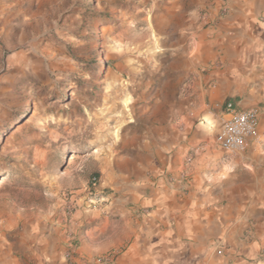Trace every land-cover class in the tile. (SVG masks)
Here are the masks:
<instances>
[{
	"label": "rangeland",
	"instance_id": "obj_1",
	"mask_svg": "<svg viewBox=\"0 0 264 264\" xmlns=\"http://www.w3.org/2000/svg\"><path fill=\"white\" fill-rule=\"evenodd\" d=\"M205 1L0 0V264H38L41 237L97 208L94 175L111 197L173 139ZM251 219L238 254L264 264V213Z\"/></svg>",
	"mask_w": 264,
	"mask_h": 264
},
{
	"label": "crops",
	"instance_id": "obj_2",
	"mask_svg": "<svg viewBox=\"0 0 264 264\" xmlns=\"http://www.w3.org/2000/svg\"><path fill=\"white\" fill-rule=\"evenodd\" d=\"M201 10L196 91L170 124L173 139L137 174L113 179L105 205L77 210L41 237L38 264H241L243 230L264 213V0H206ZM196 95L199 108L190 105ZM228 102L258 110L257 135L243 151L216 140ZM202 117H213L209 131Z\"/></svg>",
	"mask_w": 264,
	"mask_h": 264
},
{
	"label": "built area",
	"instance_id": "obj_3",
	"mask_svg": "<svg viewBox=\"0 0 264 264\" xmlns=\"http://www.w3.org/2000/svg\"><path fill=\"white\" fill-rule=\"evenodd\" d=\"M259 115L256 108L238 109L233 102H228L224 113L219 118L216 140L226 152L243 151L247 140L258 132ZM110 195L100 188V177L94 175L88 187L90 207H100L110 200ZM106 261V258H101Z\"/></svg>",
	"mask_w": 264,
	"mask_h": 264
}]
</instances>
